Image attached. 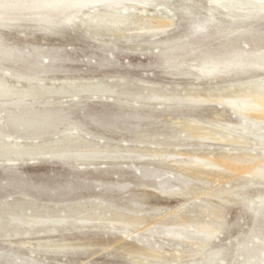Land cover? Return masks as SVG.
I'll list each match as a JSON object with an SVG mask.
<instances>
[{"label": "rangeland", "instance_id": "374dc122", "mask_svg": "<svg viewBox=\"0 0 264 264\" xmlns=\"http://www.w3.org/2000/svg\"><path fill=\"white\" fill-rule=\"evenodd\" d=\"M176 1L178 0H172L177 4ZM197 1L200 6L207 5L206 0ZM150 9L154 10L156 7L152 6ZM30 24L26 21L20 26L0 27V76L8 78L6 81L9 83L15 80L12 77L15 74H29L41 70L42 67L35 63L39 61L45 63L51 59L63 63L62 71L49 75L59 79L71 77L78 80L98 78L108 80L110 77H113L112 79L127 77L134 88L165 86L166 89L170 87L173 90L188 87L191 81L185 77L166 74L165 57L158 53L159 50L128 49L127 40L122 37L100 35L99 39H95L78 21L62 26L52 33L36 31ZM136 28L138 27L132 26L129 33H135ZM246 29L249 32L245 33V29H242L232 33L224 32L225 34L212 33L209 38L199 37L191 35L189 25L180 19L178 26L172 31L160 34L157 38L181 35L178 45L170 52L184 53L186 58L195 54L200 55L207 50H219L230 43L247 50L258 46L264 51V20L257 21ZM143 38L146 37L139 40ZM192 48H195V51L187 54L186 52ZM99 61H104L109 66L95 65ZM263 76L264 69L234 77L238 79L234 82L235 84L238 81L247 82ZM227 82L231 81L224 82V79H219L203 82L201 87L213 84L220 88L223 84L227 85ZM70 99L73 100L70 96L63 97L59 102L64 101L67 104ZM108 99L110 98L106 96L101 98L92 96L79 106L60 104V108L76 123L84 121L86 112L99 113L100 117L106 119L109 117L107 114L117 110ZM41 100L37 101L50 99ZM2 101L0 104H3ZM4 106L6 105H0V126L7 122L6 114L9 109ZM153 108L155 105L141 107L143 113H152L150 115L152 118L143 120L142 129L140 128L138 133L115 129L108 134L109 131L89 124L90 132L99 137H106L100 139L90 134L87 135L88 139L101 144L109 141L120 147L133 145L154 147L158 145L155 143H159L168 150L181 148L202 153L211 150L222 151L226 148L234 154L252 153V156L244 158L247 166H250L251 162L259 167L264 166V159H257L264 152L261 146L251 143L253 138L243 144L213 142L208 139H184L185 133H181V139L178 138L177 131L181 127L175 123L174 118L178 116L179 110L190 112L201 121L205 120L203 122L207 124L204 125L214 127L213 133H216L219 132L218 128L215 129L216 125L239 124L240 118L234 115L229 107L213 102L190 107L173 106L166 112ZM123 109L127 110L128 107ZM258 121L259 125H264V117ZM255 147L256 151H252ZM119 154L126 156L129 153L121 151ZM132 155L140 154L137 152ZM28 159L23 162L0 161V204L3 202L24 204L34 200L49 204L65 203L84 197L99 196L112 203L115 209L130 215L144 216V226L131 225L127 229L122 228L120 224L116 226L117 228L70 226L58 230L59 232L47 233L36 230L33 231L34 234L14 230L6 233L5 230H0V264H264V205L261 206L260 203L261 200L264 201L262 178L227 169H199V172L192 173L190 169L193 165L188 160L193 158L189 156L179 158L181 162L179 165L167 159L164 163H158L155 158L152 165L136 159L135 163L122 161L121 164L115 165L99 162L100 164H96L99 165L97 167L81 166L79 163L68 166L56 159ZM185 160L188 163H185ZM167 188L180 189L186 194L161 195L160 189ZM260 207L262 209H259ZM107 222L105 223L108 224ZM173 222H177L178 226L168 225ZM202 223L213 229V237L208 238L205 233L196 231L187 235L188 237L178 244L168 233L169 230L175 232L177 229L183 230L184 227L199 230ZM42 240L51 241L50 243L63 240L62 243H73V247L57 249L58 251L51 248L43 254L41 247L38 246ZM156 250H159L158 256L152 254Z\"/></svg>", "mask_w": 264, "mask_h": 264}, {"label": "bare ground", "instance_id": "6f19581e", "mask_svg": "<svg viewBox=\"0 0 264 264\" xmlns=\"http://www.w3.org/2000/svg\"><path fill=\"white\" fill-rule=\"evenodd\" d=\"M206 1V6H200L197 0H178L177 4L172 0H0V27L20 26L27 21L36 31L52 33L61 29L62 26L78 21L95 39H99L100 35L122 37L126 38L128 49L159 50L158 53L165 57L166 74L191 80L188 87L173 90L170 87L166 89L165 86L134 88L127 77H117L118 79L110 77L108 80L103 78L78 80L71 77L59 79L49 76L63 68V63L56 59L45 61V63L34 62L38 67H42L41 70L29 74L17 73L12 76L15 80L11 83L6 81L8 78L4 79L0 76V102L3 100V104L0 105H6L4 108L9 109L6 114L7 122L3 121L4 125L0 126V161L23 162L27 158L28 160L47 158L48 160L56 159L68 166L75 163L81 166H94L99 162L115 165L121 164L122 161L135 163L136 159H141L144 163L152 165L156 158L158 163H164L167 159L179 165L181 164L179 158L189 156L193 158L188 160L193 165V168L190 167L192 173L199 172V169H227L264 179V166L259 167L252 162L250 166H247L244 162V158L248 155L252 156V153L234 154L226 148L222 151L211 150L206 153L181 148L168 150L159 143H155L158 145L154 147L138 145L120 147L109 141L101 144L88 139L87 136L92 134L100 139L106 137H99L90 132L89 124L109 131L108 134L115 129L138 133L143 126V120L152 115V113H143L141 111L143 106L155 105L154 110L166 112L173 106L190 107L200 103L217 102L229 107L233 114L240 118L238 125L231 123L216 125L215 129L218 128L219 132L213 133L214 127L204 125L205 120L201 121L190 112L179 110L178 116L172 117L181 127L177 131L178 138L181 139V133H185L184 139H208L213 142L239 144L248 143L253 138L251 143L261 146L264 152V125L258 124V120L264 117V76L247 82L238 81L235 84L240 75L253 74L264 69V51L258 46L247 50L235 43H230L219 50L202 51L200 55L195 54L186 58L184 53L170 52L178 45L181 35L176 36L178 39L170 36L157 38L160 34H168L172 31L178 26L180 19L189 25L191 35L208 38L212 33L225 34L224 32L232 33L242 29H245L247 33L249 32L247 27L264 20V0ZM151 5L156 9H150ZM132 26L138 28L135 33L130 34ZM141 37L146 38L139 40ZM152 38L154 40H151ZM135 41L137 43H133ZM193 51L195 48L186 53L192 54ZM95 65L109 66L104 61H99ZM219 79L231 82H227V85L223 84L220 88H216L213 84L209 87L208 85L201 87L203 82L208 83ZM67 96L72 97L73 100H67L69 101L67 104L64 101L59 102ZM92 96L110 98L111 100L108 99V101H112V105L116 106V112H108L109 117L106 119L100 117L99 113L86 112L84 121L76 123L71 121L69 114L60 108V104L61 106H79L86 103L85 100ZM45 98L50 100L42 101ZM38 99H42V102L37 101ZM126 107H128L127 110L123 109ZM60 134L62 135L58 136ZM251 135L253 137H250ZM22 140H31V142ZM256 148L252 151H256ZM121 151L129 154L120 155ZM137 152L140 155H132ZM171 157L176 158L171 159ZM257 159H264V154ZM185 161L182 162L188 163L187 160ZM160 194L181 196L186 193L180 189L167 188L160 189ZM260 203L261 206L264 205L263 200ZM24 204L22 202L0 204V230H5L6 233L14 230L34 234L36 230L54 233L70 226L98 228L116 227L120 224L124 229L131 225L144 226V216L130 215L115 209L112 203L99 196L84 197L77 201H65V203L49 204L34 200ZM106 221L109 223L106 224ZM168 225L178 226L177 222L168 223ZM200 227L199 230L184 227L183 230L177 229L175 232L169 230L168 233L178 244L187 238V235L196 231L205 233L208 238L213 237L214 231L208 228L206 223H202ZM44 241L38 243L43 254L51 248L57 250L73 247V243H62L63 240L55 243L53 241L54 244L50 243L51 241ZM152 254L158 256L159 250Z\"/></svg>", "mask_w": 264, "mask_h": 264}]
</instances>
